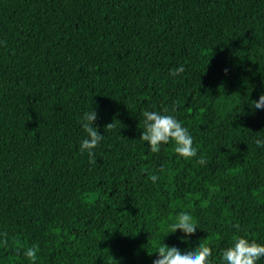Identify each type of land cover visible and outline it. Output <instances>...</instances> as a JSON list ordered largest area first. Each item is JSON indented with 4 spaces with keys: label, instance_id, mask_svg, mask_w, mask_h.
Listing matches in <instances>:
<instances>
[{
    "label": "trees",
    "instance_id": "1",
    "mask_svg": "<svg viewBox=\"0 0 264 264\" xmlns=\"http://www.w3.org/2000/svg\"><path fill=\"white\" fill-rule=\"evenodd\" d=\"M260 70L264 0H0V264L33 245L36 264H151L164 235L220 264L235 235L264 241ZM91 108L96 163L79 151ZM161 108L198 153L150 151L142 112ZM183 207L201 228L166 235Z\"/></svg>",
    "mask_w": 264,
    "mask_h": 264
},
{
    "label": "clouds",
    "instance_id": "2",
    "mask_svg": "<svg viewBox=\"0 0 264 264\" xmlns=\"http://www.w3.org/2000/svg\"><path fill=\"white\" fill-rule=\"evenodd\" d=\"M184 70L185 65L179 64L170 70V74L175 77ZM260 71L264 73V70ZM261 84L264 85V75H262ZM251 105L254 109H264V92L259 94L258 99L252 100ZM97 116V111L91 108L84 111L79 118L80 126L84 132L79 141V151L87 153L89 163H96L95 150L104 139V133H101L98 130L99 126L95 124ZM142 116L143 130L140 138L147 142L152 153L159 152L161 147L170 141L173 144L174 152L185 159L199 152L200 145L194 143L191 131L177 118L174 110L168 108L145 109ZM107 126L111 127L112 123H108ZM254 142L257 146L264 147V136H258ZM198 158L204 160L206 155L201 153ZM163 171V165H161L160 173ZM160 173H151L149 179L155 184L160 179ZM181 228L189 233L201 228L199 218L191 207L181 208L163 231L166 232V235L175 234ZM4 235V233H0V238ZM164 237L165 235L162 241L156 245L155 250L151 252L156 253L151 264H213L214 248L208 243L199 240L193 245L189 243V236H181L180 240L168 244L163 242ZM181 241L185 242L187 246H182ZM0 242L6 241L0 239ZM23 255L31 261V264H36L38 260L37 247L33 245L24 248ZM262 257H264V241H258L243 234L235 235L233 242L219 252L220 264H257V261Z\"/></svg>",
    "mask_w": 264,
    "mask_h": 264
}]
</instances>
